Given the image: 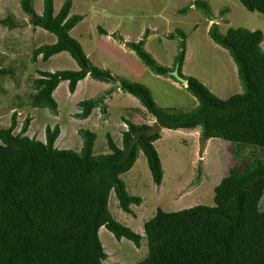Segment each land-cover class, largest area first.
Here are the masks:
<instances>
[{
    "label": "trees",
    "instance_id": "trees-1",
    "mask_svg": "<svg viewBox=\"0 0 264 264\" xmlns=\"http://www.w3.org/2000/svg\"><path fill=\"white\" fill-rule=\"evenodd\" d=\"M251 11L264 13V0H240ZM193 4L209 13L207 0ZM72 0H65L58 11L54 0H44L38 13L33 0H21V7L30 20L55 34L53 43L37 44L33 59L41 55L47 61L67 51L80 65L79 69L39 70L34 79L32 103L58 112L54 91L68 81L75 92L78 82L90 69V79L119 81V88L136 96L156 117L162 128L194 129L200 127V138H222L237 144L238 149L254 144L264 151V32L246 27L219 30L217 23L209 29L211 38L227 48L236 62L243 90L227 98L217 96L199 78L183 72L186 55L185 32L176 28L184 40L172 67L160 64L145 49V41L128 42L142 60L157 74L179 73L188 82L186 88L198 103L189 110L162 108L150 88L138 81L113 75L96 65L86 54L71 30L84 18L71 14ZM184 10V9H182ZM186 10V9H185ZM184 10V11H185ZM229 10L226 6L221 13ZM14 27L19 21L12 13L0 19ZM175 31V32H176ZM100 32H104L102 29ZM168 36H172L170 33ZM12 66L0 67V78L13 74ZM113 87L97 98L80 103V118H88L101 105ZM126 128L120 146L106 133L109 152L95 154L97 133L87 127L79 129L83 139L79 150L55 145L61 125H47L45 140L26 134L32 117L27 116L18 132L17 112L11 124L0 128V264H104L108 258L99 230L106 226L117 239L126 237L141 247L143 235L117 221L109 210V197L115 191L120 206L132 213V204L143 197L129 193L122 174L135 164L140 150L147 158L156 184L163 181L164 169L155 141L161 130L147 122L122 117ZM107 119V118H106ZM214 205L196 204L176 211L158 207L144 223L148 255L136 264H264V156L257 152L244 169L233 166L229 174L214 187Z\"/></svg>",
    "mask_w": 264,
    "mask_h": 264
},
{
    "label": "rangeland",
    "instance_id": "rangeland-1",
    "mask_svg": "<svg viewBox=\"0 0 264 264\" xmlns=\"http://www.w3.org/2000/svg\"><path fill=\"white\" fill-rule=\"evenodd\" d=\"M65 0H54L58 11ZM71 14L83 15L72 30L88 57L99 67L109 69L113 75L138 81L150 88L162 108L174 107L189 110L198 99L187 88L186 83L172 76L154 72L140 58L128 42L145 41V49L162 65L172 67L186 35V55L183 65L185 74L193 75L204 82L217 96L227 98L243 90L237 65L229 50L209 35L213 23L219 30L227 32L230 27H246L264 32V13L247 9L240 0H207L210 12L197 8L194 0H72ZM38 13L43 12L44 0H33ZM228 6L224 14L221 9ZM182 9H186L185 11ZM12 13L18 25L8 27L0 22V67L12 66L14 73L0 78V128L11 124V116L17 112L18 132L27 116L32 117L26 134L45 140L47 125H61V133L55 142L59 148L79 150L83 139L79 129L87 127L97 133L94 153L109 152L106 133L111 132L115 141L122 145L125 123L122 117L136 122H147L161 130L156 140L164 169L163 181L156 184L142 150L133 167L122 174L129 193L142 196L139 205L132 204V213L122 209L112 189L109 210L120 223L143 235L141 247L126 237L117 239L105 225L99 236L108 253L104 264H136L148 255L144 223L154 216L158 207L165 211H176L196 204L214 205V187L229 174L233 166L244 169L257 152L264 156L254 144H237L222 138L202 140L200 127L194 129H168L155 123L154 117L139 99L118 88L116 82L85 79L78 82L75 92L69 89L68 81H62L54 91L59 108L57 114L46 107H36L31 95L35 91L34 79L39 70L79 69L80 65L63 51L43 61L41 55L33 59L37 44L53 43L55 34L35 25L23 11L21 0H0V19ZM104 29V32H100ZM176 31V32H175ZM172 36H168L169 34ZM124 40H122V39ZM264 49V40L261 44ZM81 82V83H80ZM113 87L108 95L106 115L101 103L85 119L77 115L81 101L97 98ZM97 108V109H96ZM107 118V119H106ZM105 120V121H102ZM261 205L264 207V196Z\"/></svg>",
    "mask_w": 264,
    "mask_h": 264
},
{
    "label": "water",
    "instance_id": "water-1",
    "mask_svg": "<svg viewBox=\"0 0 264 264\" xmlns=\"http://www.w3.org/2000/svg\"><path fill=\"white\" fill-rule=\"evenodd\" d=\"M122 39V38H121ZM124 40V39H122ZM171 74L174 75L175 77H177L178 80H180L183 83H187V79L185 77H183L178 70V66H176L172 71ZM117 84H119V82H117Z\"/></svg>",
    "mask_w": 264,
    "mask_h": 264
},
{
    "label": "clouds",
    "instance_id": "clouds-1",
    "mask_svg": "<svg viewBox=\"0 0 264 264\" xmlns=\"http://www.w3.org/2000/svg\"><path fill=\"white\" fill-rule=\"evenodd\" d=\"M89 71H90V69H89ZM184 72V71H183ZM91 77V76H90ZM85 79V78H84ZM81 81V80H80ZM117 82H119V81H116V83ZM187 82H188V80H187ZM118 86H119V84H117ZM186 85H187V83H186ZM119 88V87H118ZM76 91V90H75ZM113 92V91H112ZM108 95H110V94H107L105 97H104V99H103V101H104V103L108 106V103L106 102V99L108 98L107 96ZM98 108L100 109V107L98 106ZM95 109V108H94ZM93 109V110H94ZM97 109V108H96ZM147 109V108H146ZM109 113L107 112V114L106 115H108ZM102 121H105V120H102ZM126 125V124H125ZM125 128H126V126H125ZM156 142V141H155Z\"/></svg>",
    "mask_w": 264,
    "mask_h": 264
},
{
    "label": "crops",
    "instance_id": "crops-1",
    "mask_svg": "<svg viewBox=\"0 0 264 264\" xmlns=\"http://www.w3.org/2000/svg\"><path fill=\"white\" fill-rule=\"evenodd\" d=\"M185 73V72H184ZM81 83V82H80ZM120 89V88H119ZM106 102L108 103V98L106 99ZM184 129V128H183Z\"/></svg>",
    "mask_w": 264,
    "mask_h": 264
}]
</instances>
